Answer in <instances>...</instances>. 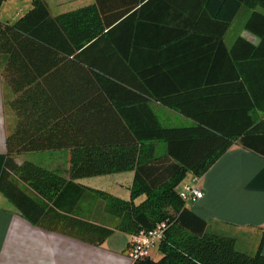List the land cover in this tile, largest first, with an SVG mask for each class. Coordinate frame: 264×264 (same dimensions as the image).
Here are the masks:
<instances>
[{
  "label": "trees",
  "instance_id": "16d2710c",
  "mask_svg": "<svg viewBox=\"0 0 264 264\" xmlns=\"http://www.w3.org/2000/svg\"><path fill=\"white\" fill-rule=\"evenodd\" d=\"M243 7L250 10L245 28L260 42L238 37L227 49L224 33ZM0 55L6 110L15 119L5 138L0 192L33 224L54 229L46 223L73 210L88 190L104 198L120 231L135 234L166 223L161 256L131 264H264V232L254 253L241 251L233 237L209 232L180 193L188 173L203 175L235 140L264 157V121L234 134L206 119L205 108L208 113L217 102L220 67L205 80L200 67L264 58V0H94L55 16L44 0H32L14 22L0 21ZM183 60L192 66L169 68ZM183 73L187 80L178 79ZM150 99L195 124L162 125ZM63 148L67 177L15 160L20 152ZM127 170L133 178L126 199L74 182ZM70 191L75 199L67 206ZM88 225L94 236L76 237L99 244L113 233Z\"/></svg>",
  "mask_w": 264,
  "mask_h": 264
},
{
  "label": "crops",
  "instance_id": "0c3cea01",
  "mask_svg": "<svg viewBox=\"0 0 264 264\" xmlns=\"http://www.w3.org/2000/svg\"><path fill=\"white\" fill-rule=\"evenodd\" d=\"M11 1L15 2L13 10L3 13L7 10L5 6L11 4ZM44 1L51 15L55 16L63 11L92 3L94 0ZM25 6H28L27 10H25ZM31 7L32 0H3L0 4V21L14 22ZM249 14L248 10L242 18L243 23L240 26H237L236 17L229 24L223 36L227 49L233 47L238 37L246 39L254 46L260 42L257 35L245 28V21ZM3 63V57L0 55V172L6 157V134L15 120L13 112L6 110L4 95L8 92V87L1 76ZM168 65L172 70L180 68L182 71L192 66L189 60ZM164 66L166 67V65ZM200 67H202L203 80L207 78L210 69L220 67L219 69L215 68L214 79V85L218 90L217 102L210 112L207 113L208 108H205L207 120L234 134L247 130L255 121H264V58L218 63L204 61ZM178 79L187 80L188 73H183ZM248 102H251V105ZM148 103L162 125L195 124L191 117L179 112L175 107L165 105L156 99H150ZM157 147L159 152H164L162 142H159ZM66 153L67 160L63 167L59 169L50 165L47 168L67 177L68 150ZM15 160L17 163H22L26 159L21 158V155L17 153ZM113 173L109 174L113 175ZM131 173L130 185L127 184L125 188L126 194L130 193L132 170ZM192 178L193 175L188 173L183 184L191 182ZM74 182L92 189L101 188L94 185L87 176L74 179ZM20 184L24 188L26 187V184ZM197 184L203 188L204 195L200 199L187 202L191 211L206 221L209 232L231 236L235 240L237 249L248 254L254 253L262 232H264V157L241 146L235 140L213 165L199 176ZM108 189L111 192L106 189L102 190L117 197H124V191L119 188L108 187ZM26 192L36 197L30 188L26 189ZM74 192L70 191L69 194H66L67 206L69 201L71 203L75 199ZM64 214V216L54 215L52 221L46 223L54 229L33 224L0 192V264L132 263L128 257L131 234L118 230L117 223H112V219L116 217L105 210L104 198L86 190L79 199L75 200L73 210ZM88 223L110 227L113 229V233L99 244H93L76 237L78 235L89 236V234L91 237L94 236V229H90ZM87 229L90 230L89 233ZM117 232L120 235H127L125 248L124 245H119L116 241L110 242L111 237ZM262 253H264V245H262Z\"/></svg>",
  "mask_w": 264,
  "mask_h": 264
},
{
  "label": "rangeland",
  "instance_id": "374dc122",
  "mask_svg": "<svg viewBox=\"0 0 264 264\" xmlns=\"http://www.w3.org/2000/svg\"><path fill=\"white\" fill-rule=\"evenodd\" d=\"M82 1V0H77ZM11 4H7L5 6V8L7 9L6 11H4L3 13H9L11 11V9L13 10V7L15 6V2L11 1ZM25 10H27L28 6H25ZM24 10V11H25ZM249 9L248 8H241L240 11L238 12V15L236 16L235 21L238 22L237 26H240L243 23L242 18L245 16V14L247 13ZM250 11V10H249ZM182 118V117H181ZM169 119V118H168ZM67 150L66 149H52V150H42V151H24V152H20L18 153L19 155H21V158H25L28 161H31L39 166L45 167L47 168L48 166H54L55 168H61L63 167V165H65L66 160H67ZM61 172V170H60ZM115 174V175H114ZM131 170H127V171H123L121 173H113V175L111 174H102V175H94V176H87L90 178L91 182L98 186L101 187L99 189H106L107 191L111 192L108 187L110 188H119L120 190L124 191V197H122L123 199H126V197L129 195L128 193L126 194L125 192V188L127 186V184H129V182L131 181L130 179V175H131ZM199 179V177H198ZM130 185V184H129ZM184 186V184L182 185ZM199 186V185H198ZM123 188V189H121ZM203 189V188H202ZM105 190V191H106ZM121 194V193H120ZM113 220V224H116L118 219L114 218ZM124 236V237H123ZM112 239H110V242L113 241L119 245H124L125 248V244H127V235H120L119 232L115 233V235H113V237H111ZM126 238V240H125ZM154 247H152L150 249V257L152 259H157L159 257L160 251L158 248V243H156L155 245H153ZM130 250V242H129V248L128 251Z\"/></svg>",
  "mask_w": 264,
  "mask_h": 264
},
{
  "label": "built area",
  "instance_id": "2783aa9c",
  "mask_svg": "<svg viewBox=\"0 0 264 264\" xmlns=\"http://www.w3.org/2000/svg\"><path fill=\"white\" fill-rule=\"evenodd\" d=\"M198 176H193L191 182L184 183L181 189V196L187 201H195L204 195V190L197 184ZM166 223L161 222L152 229L141 230L135 234H131L130 250L128 257L131 261L138 258H146L150 255V248L160 242L163 236Z\"/></svg>",
  "mask_w": 264,
  "mask_h": 264
}]
</instances>
